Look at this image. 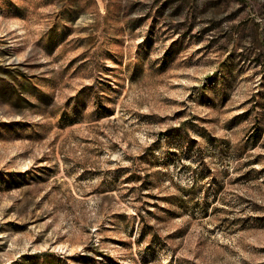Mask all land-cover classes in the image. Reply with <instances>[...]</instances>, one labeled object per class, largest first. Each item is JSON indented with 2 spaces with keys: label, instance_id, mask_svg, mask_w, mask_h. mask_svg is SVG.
Instances as JSON below:
<instances>
[{
  "label": "rangeland",
  "instance_id": "obj_1",
  "mask_svg": "<svg viewBox=\"0 0 264 264\" xmlns=\"http://www.w3.org/2000/svg\"><path fill=\"white\" fill-rule=\"evenodd\" d=\"M0 264H264V0H0Z\"/></svg>",
  "mask_w": 264,
  "mask_h": 264
}]
</instances>
